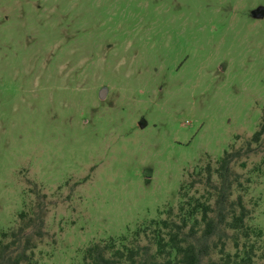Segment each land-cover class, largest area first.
Listing matches in <instances>:
<instances>
[{
  "label": "rangeland",
  "instance_id": "374dc122",
  "mask_svg": "<svg viewBox=\"0 0 264 264\" xmlns=\"http://www.w3.org/2000/svg\"><path fill=\"white\" fill-rule=\"evenodd\" d=\"M263 114L264 0H0V248L166 263L158 237L215 207L218 161L239 151L251 236L228 228L206 263L247 264L253 245L264 264Z\"/></svg>",
  "mask_w": 264,
  "mask_h": 264
},
{
  "label": "trees",
  "instance_id": "16d2710c",
  "mask_svg": "<svg viewBox=\"0 0 264 264\" xmlns=\"http://www.w3.org/2000/svg\"><path fill=\"white\" fill-rule=\"evenodd\" d=\"M264 134V114L262 116V122L260 129L254 133L251 141H258ZM251 142L248 143L250 145ZM240 157V152H225L223 157L218 161V167L216 172L219 177V183L215 186L216 199L215 207H211L209 204L198 203L194 210H201L200 220H196L187 232H184V227L188 225V219L183 218L181 224L173 222L170 224L171 228L168 232V236H159L157 245L161 249L167 244L170 245L171 251L175 253L173 260H168L166 263L154 264H207L212 248L217 246V243H223V239L227 238V229H232L235 233V244L239 246L238 239L241 233L242 236L249 240L251 232L246 226L245 219L249 214V210L246 208L243 198L238 196L236 200H231L234 181H236L235 173L231 169V162L233 159ZM235 176V177H234ZM211 173L208 175L207 181L212 183ZM213 213L211 215L210 213ZM195 212H190L188 218L195 217ZM33 221V220H32ZM165 223V222H164ZM201 224L197 228V224ZM166 224V223H165ZM167 225V224H166ZM26 227H21L19 232L14 233V242L19 241V236L25 231ZM233 234V235H234ZM217 238V243H214L213 239ZM30 239H25V244L28 247L30 245ZM224 246V244H223ZM246 259L244 261L247 264L253 263L252 255L254 252L253 245H246ZM108 246H101L94 244L86 249L84 264H120V259L124 256V253L117 250L111 252ZM9 245H3L0 248V264H20L23 260L27 259L26 248L15 256L10 255L8 252ZM221 251H224L223 248ZM134 251L129 252V257L133 258ZM211 261V260H210ZM212 264H235L233 257L230 254H226L223 260L220 262H211Z\"/></svg>",
  "mask_w": 264,
  "mask_h": 264
},
{
  "label": "water",
  "instance_id": "95a60500",
  "mask_svg": "<svg viewBox=\"0 0 264 264\" xmlns=\"http://www.w3.org/2000/svg\"><path fill=\"white\" fill-rule=\"evenodd\" d=\"M104 91H105V90H102V91H101V94H102V95H104Z\"/></svg>",
  "mask_w": 264,
  "mask_h": 264
}]
</instances>
